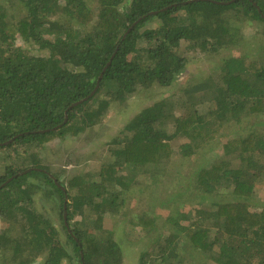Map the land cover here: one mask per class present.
Returning a JSON list of instances; mask_svg holds the SVG:
<instances>
[{
  "label": "trees",
  "instance_id": "16d2710c",
  "mask_svg": "<svg viewBox=\"0 0 264 264\" xmlns=\"http://www.w3.org/2000/svg\"><path fill=\"white\" fill-rule=\"evenodd\" d=\"M217 1L229 0H9L14 17L0 4V149L10 156L0 160V259L122 264L104 218L126 215L127 190L143 182L163 188L151 201L168 211L163 232L154 214L126 227L149 232L138 264H264V130L248 123L264 126V0ZM246 25L262 40L254 54L227 56L216 78L143 106L105 143L95 172L64 183L41 163L46 144L95 125L111 103L171 87L184 50L237 46ZM40 176L44 194L65 204L62 231L34 205Z\"/></svg>",
  "mask_w": 264,
  "mask_h": 264
},
{
  "label": "rangeland",
  "instance_id": "374dc122",
  "mask_svg": "<svg viewBox=\"0 0 264 264\" xmlns=\"http://www.w3.org/2000/svg\"><path fill=\"white\" fill-rule=\"evenodd\" d=\"M0 4H5L8 7V14L10 17H14L18 13V9L9 4V0H0ZM128 4V3H127ZM125 3V6H127ZM150 23V22H149ZM152 24V22H151ZM242 38L237 46L225 48L218 53H200L199 51L188 49L184 50V56L186 59V68L184 72L179 76L178 80L166 90L161 89H144L143 92L134 93L135 95L130 97L124 103H111L105 114L101 117V120L95 125L86 128L85 131L79 132L76 136L72 137L67 134L63 140H55L44 146L39 152L42 157L41 163L48 167V172L51 175L59 176L60 180L64 183L68 182L72 177L77 176L80 173L86 171L95 172L100 160V154L103 147L108 148L109 145H105L109 139L118 134L120 128L143 106L150 102L157 101L163 97L180 99L183 89L187 88L191 84H195L202 79L216 76L219 73V65L223 58L230 55H252L258 50V46L262 42L257 31L253 25H246L241 29ZM26 47L34 52L43 53L44 50L36 49L32 44L24 43ZM186 44V43H185ZM184 46V45H183ZM38 48V47H37ZM183 51V49H181ZM178 101V100H176ZM178 106V105H177ZM202 107V106H201ZM179 106L176 108V112H180ZM248 121L250 126L256 125V130H264V126L257 123L260 118H250ZM244 124V123H243ZM245 126H248L245 124ZM249 126V127H250ZM251 129V128H248ZM105 149V148H104ZM103 149V150H104ZM218 153H221V148L218 145L216 148ZM5 157H10L8 151L0 149V160ZM17 163L20 158L14 155L10 159ZM4 163V161H2ZM0 162V174L4 172L3 164ZM19 163V162H18ZM29 164L25 163L27 167ZM34 180L33 177H28ZM41 181L38 182L40 189L33 191V200L36 208L47 218L52 220L60 228L62 221L63 210L60 209V199L57 195L46 196L43 190H46L43 178L40 176ZM165 188V187H164ZM162 187H155L151 184H144L143 182L134 184L126 192L125 208L123 212L125 214H106L104 218V227L113 228L114 237L121 244L122 249V264H138V252L139 247L147 241V231H144L140 225H136L134 229L130 226L131 223L139 221L138 217L141 214H154L156 218V228L158 231H162L164 226V218L168 211L165 206H160V203L153 205L151 201L152 197L157 196ZM264 193V185L258 187L257 196L260 197ZM80 217L76 215L72 220H78ZM134 225V224H133ZM5 227L0 217V230ZM62 231V229L60 228ZM134 231L132 233V239L127 237L128 231ZM150 233L151 232V229ZM144 231V232H143ZM163 232V231H162ZM62 237L64 233L61 234ZM64 240V238H62ZM9 254V252L7 253ZM27 259V254H22ZM45 253L38 255L37 257H28V261L33 264L41 263ZM35 258V259H34ZM19 260V258H18ZM10 258L6 255L0 259V264H12L9 263ZM13 264H20L18 262ZM195 264H215L211 261L201 260Z\"/></svg>",
  "mask_w": 264,
  "mask_h": 264
},
{
  "label": "water",
  "instance_id": "95a60500",
  "mask_svg": "<svg viewBox=\"0 0 264 264\" xmlns=\"http://www.w3.org/2000/svg\"><path fill=\"white\" fill-rule=\"evenodd\" d=\"M189 2L190 1H193V0H188ZM232 1H234V0H229V1H217L218 3H222V4H224V3H229V2H232ZM101 76H102V73L100 74V76H99V78H98V81H97V85H96V87L94 88V90L89 94V96L90 95H92L95 91H96V89H97V86H98V83H99V80H100V78H101ZM88 97V96H87ZM87 97H85V99L87 98ZM81 101V100H80ZM79 102V101H78ZM77 103V102H76ZM73 104H75V103H73ZM9 141H11V140H9ZM8 141V142H9ZM26 171H29V169H27ZM12 177H14V176H12ZM12 177H10L8 180H10ZM64 222H65V224H66V222H67V215H66V210H65V204H64Z\"/></svg>",
  "mask_w": 264,
  "mask_h": 264
},
{
  "label": "flooded vegetation",
  "instance_id": "af4514ba",
  "mask_svg": "<svg viewBox=\"0 0 264 264\" xmlns=\"http://www.w3.org/2000/svg\"><path fill=\"white\" fill-rule=\"evenodd\" d=\"M26 170V169H25ZM23 171V170H22ZM22 171H20V172H22ZM20 172H18V173H20ZM61 181V180H60ZM63 188V187H62ZM63 216H62V218L64 217V209H63ZM67 212V211H66ZM67 215V214H66ZM49 219V218H48ZM50 220V219H49ZM63 220H64V218H63Z\"/></svg>",
  "mask_w": 264,
  "mask_h": 264
}]
</instances>
